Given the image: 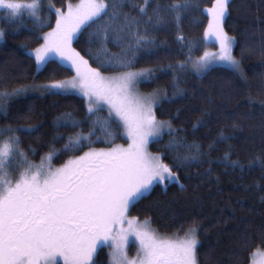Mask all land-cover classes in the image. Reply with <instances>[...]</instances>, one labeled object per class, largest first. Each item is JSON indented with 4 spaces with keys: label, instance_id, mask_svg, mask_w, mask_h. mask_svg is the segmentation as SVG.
<instances>
[{
    "label": "snow or ice",
    "instance_id": "1",
    "mask_svg": "<svg viewBox=\"0 0 264 264\" xmlns=\"http://www.w3.org/2000/svg\"><path fill=\"white\" fill-rule=\"evenodd\" d=\"M230 2L215 0L212 7L202 10L208 17L203 41L185 42L182 34L176 37L181 49H187L182 52L185 59L167 68L137 70L138 54L152 55L157 47L150 32L164 27L166 18L179 29L183 13L199 10L195 0H178L166 7H152L155 0H79L75 4L68 2L64 8L50 2L47 16L40 15L41 0H0V10L6 12L9 23L17 24L25 16L31 18L32 25L26 30L42 43L35 48L21 44L20 48L38 73L52 64L75 73L63 80L0 91V112L6 114L12 99L29 92L78 95L85 101L87 112L84 119H77L70 112L57 117L58 130L79 131L68 135L58 132L53 140L65 141L62 147L50 144V151L39 163L30 161L21 150L17 133L35 135L42 125L0 129V264H58L57 257L63 258V264H97L95 257L103 247L110 250L109 264H200L198 225L185 228L181 224L171 236H161L151 227L150 218L141 221L128 213L157 186L166 189L176 184L183 188L179 171L174 169L219 163L241 176L259 169L264 180V151L246 164L232 159L231 151L213 160L211 153L217 145L234 139V135L221 132L205 151L202 144L180 136L183 129L158 119L155 111L164 103L187 98L188 93L180 84L189 72L204 78L212 71L222 70L247 80L241 61L233 54L235 39L224 30ZM129 8L132 11H126ZM53 17L55 26L44 32ZM5 35L0 29V42ZM85 35L87 54L101 68L118 70L117 75H102L73 47V41L79 42ZM109 42L120 51L111 52ZM208 42L218 44V50H204L196 56L201 44ZM158 72L172 73L175 92L169 96L160 89L140 94L139 85L154 81ZM260 104L264 109V101ZM102 112L107 115L102 116ZM209 115L206 112L193 129L205 126ZM113 125L124 130L130 141L127 147L115 143ZM165 134L170 139L163 144V154L150 152L149 145L161 144ZM98 143L109 147L97 148ZM29 151L34 152L31 148ZM75 153L82 154L71 155L59 167L54 165L55 159ZM16 157L20 159L14 163ZM166 157L171 163L165 162ZM257 238L264 241V230ZM130 243L138 245L133 259L127 252ZM248 243L249 238L245 237L243 245ZM233 264L242 261L237 257Z\"/></svg>",
    "mask_w": 264,
    "mask_h": 264
},
{
    "label": "trees",
    "instance_id": "2",
    "mask_svg": "<svg viewBox=\"0 0 264 264\" xmlns=\"http://www.w3.org/2000/svg\"><path fill=\"white\" fill-rule=\"evenodd\" d=\"M78 0H41V16L48 15L49 3L57 8H64L68 2ZM215 0H195L199 10L183 13L180 28L166 18L167 23L159 30H153L150 35L156 40L157 47L152 55L139 53L140 68H167L177 61L185 59L187 49H181L176 37L183 35L186 41H203L208 17L203 9L213 5ZM142 3V0H133ZM178 0H155L152 7L159 4L166 7ZM126 11H132L130 8ZM135 13L133 12V15ZM151 14V10L150 13ZM0 29L5 31V39L0 42V91H11L30 84L49 83L54 80H63L74 75L73 71L61 68L56 64L49 65L47 70L37 72L33 61L23 55L21 44L31 48L39 46L42 41L26 30L32 25L31 18L25 16L17 23L11 24L1 14ZM26 26V27H25ZM55 26V18L50 27ZM19 28V31L15 29ZM224 30L235 39L233 54L241 61V67L247 80L244 81L228 71L215 70L204 78L189 72L182 78L180 87L186 89V99L175 103H164L156 108V116L160 120L170 121L175 129H183L180 136H185L189 142L196 141L207 146L216 141L221 132L234 135V139L217 145L212 151L213 160L220 158L226 151L233 153L232 159H239L247 163L252 157L264 151V109L260 101H264V0H231L229 15L224 23ZM39 35V33H37ZM74 48L81 53L93 68L103 73H118L115 69L101 68L85 51L88 47L86 35L80 37L79 42H73ZM107 47L113 53L120 48L109 42ZM207 45L202 43L196 56L202 55ZM157 78L151 83H141L140 89L144 92L164 90L169 96L175 92L172 73L156 74ZM251 98V102L250 99ZM65 112L72 113L77 119L87 116L86 103L78 95L61 96L41 94L40 92L22 95L9 102L7 113L0 112V129L8 127L41 126L40 132L35 135L17 133L21 139V150L32 162H40L42 156L50 151L49 145L55 143L61 148L65 141H54L59 133L71 134L73 129L56 128L57 117ZM205 117L207 123L198 130L193 129L197 120ZM106 116L107 112H102ZM238 125V129L234 128ZM115 142L126 141L122 128H116ZM87 131V126H84ZM7 135V134H5ZM170 137L165 134L161 144H150L154 153L163 154V144ZM109 146L98 143L95 147ZM231 146V147H229ZM33 151H29V149ZM87 149H85L86 151ZM63 155L53 161L54 165L64 163L71 155ZM17 159H20L19 157ZM166 163L171 160L165 158ZM211 168L210 173L206 169ZM179 171L180 182L183 188L170 184L166 189L157 186L151 194L132 207L129 214L140 220L150 218L151 225L161 233L172 234L180 228L195 223L199 226L200 264H233L239 257L242 264H251L253 253L264 249V241L257 237L264 230V180H261L259 169L241 176L239 172L226 170L219 163H204ZM167 225V226H166ZM179 233H183L180 231ZM245 237L249 243L243 245ZM109 249H99L95 257L97 264H109Z\"/></svg>",
    "mask_w": 264,
    "mask_h": 264
},
{
    "label": "rangeland",
    "instance_id": "3",
    "mask_svg": "<svg viewBox=\"0 0 264 264\" xmlns=\"http://www.w3.org/2000/svg\"><path fill=\"white\" fill-rule=\"evenodd\" d=\"M79 2V0L77 1V2H75V3H78ZM215 2V1H214ZM75 3H73V4H75ZM210 7H212V6H210ZM210 7H208V8H210ZM66 10V9H65ZM2 13H4L5 15V17H6V12L5 11H3V10H0V20H1V17H2ZM206 29H207V27H206ZM50 31V30H49ZM229 35V34H228ZM230 36V35H229ZM232 37V36H231ZM74 42V41H73ZM206 45H207V47H206V49L205 50H208V51H216V50H218V44H215V43H211V42H208V43H206ZM74 47V46H73ZM233 49H234V46H233ZM85 58V57H84ZM86 59V58H85ZM91 66V65H90ZM92 67V66H91ZM93 68V67H92ZM141 69V68H140ZM138 70V69H137ZM102 73V75H104V76H114V75H117L118 73H103V72H101ZM75 74V73H74ZM43 84H46V83H43ZM30 85H32V84H30ZM30 85H26V86H22V87H27V86H30ZM138 91H139V93L140 94H142V95H144V94H149V93H152V92H154V91H149V92H144V91H142L141 89H140V85H139V88H138ZM34 93H38V92H29L28 94H26V95H29V94H34ZM122 134H123V136H124V138L126 139V141H120V142H115L116 144H118V145H122V146H124V147H127V145H128V143H130V141L125 137V135H124V130L122 129ZM107 147H109V146H101V147H97V148H107ZM149 151L150 152H152L151 151V149H150V145H149ZM153 154H157V153H154V152H152ZM82 154V153H81ZM80 155V154H79ZM18 157H16L15 158V161H14V163L15 162H17V161H19V159H17ZM33 163H39V162H33ZM63 164V163H62ZM61 165V164H60ZM60 165H56L57 167H59ZM128 215H129V217H133V216H131L129 213H128ZM143 220H145V219H142L141 221H143ZM125 227H126V225H125ZM151 227L153 228V229H155L152 225H151ZM161 236H171L172 234H168V233H161V232H159V231H157ZM183 234L184 233H179V235L180 236H183ZM99 251V250H98ZM110 251V250H109ZM137 251H138V245L137 244H135V243H130L129 244V246H128V249H127V252H128V257H129V259H133V258H135L136 257V255H137ZM57 261H58V264H63V258L62 257H57ZM251 264H264V249H261V250H256L254 253H253V257H252V261H251Z\"/></svg>",
    "mask_w": 264,
    "mask_h": 264
}]
</instances>
